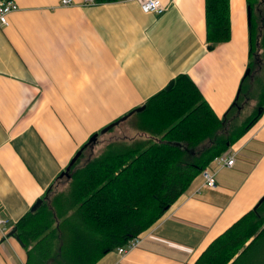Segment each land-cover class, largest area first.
<instances>
[{"label":"crops","instance_id":"obj_1","mask_svg":"<svg viewBox=\"0 0 264 264\" xmlns=\"http://www.w3.org/2000/svg\"><path fill=\"white\" fill-rule=\"evenodd\" d=\"M15 1L8 24H0V216L10 229L92 133L179 73L219 117L238 95L248 64L246 0H229L231 37L211 48L205 0H161L160 13L144 12L138 0ZM224 152L235 154L233 165L214 158L206 165L213 187L197 173L136 246L110 249L93 264H195L264 195V108ZM26 255L16 234L0 228V264H26Z\"/></svg>","mask_w":264,"mask_h":264},{"label":"trees","instance_id":"obj_2","mask_svg":"<svg viewBox=\"0 0 264 264\" xmlns=\"http://www.w3.org/2000/svg\"><path fill=\"white\" fill-rule=\"evenodd\" d=\"M246 3L249 71L224 115L186 73L175 76L134 112V134L113 139L85 162L82 150L69 174L59 173L39 204L17 220L26 264H93L151 225L255 121L264 108V0ZM205 20L209 48L228 40L229 0H205ZM255 78L254 88L245 82ZM61 180L67 185L55 187ZM195 264H264V197L215 236Z\"/></svg>","mask_w":264,"mask_h":264},{"label":"built area","instance_id":"obj_3","mask_svg":"<svg viewBox=\"0 0 264 264\" xmlns=\"http://www.w3.org/2000/svg\"><path fill=\"white\" fill-rule=\"evenodd\" d=\"M82 3H96V0H81ZM139 5L141 9L144 12H157L160 13L165 10L166 6L163 4L161 0H138ZM60 3L63 5H70L73 3H76L74 0H60ZM17 8V3L15 0H0V24L7 25L8 15L11 13L14 9ZM214 160H216L218 163L222 165H233L235 161V154L234 153H221L218 156L214 157ZM201 173L204 176L205 179V185L213 187L215 185V178L214 174L209 171L208 167L205 166ZM7 219L0 216V228L3 235L6 233L7 227ZM139 242V235H136L132 238H130L125 244L119 245L116 247L117 251L120 254H124L127 252L130 248L136 246Z\"/></svg>","mask_w":264,"mask_h":264},{"label":"rangeland","instance_id":"obj_4","mask_svg":"<svg viewBox=\"0 0 264 264\" xmlns=\"http://www.w3.org/2000/svg\"><path fill=\"white\" fill-rule=\"evenodd\" d=\"M254 81H255V84L257 86L256 78L254 79ZM247 110H248V107H247V109L245 111L247 112ZM136 117H137L136 114L133 112L126 119L120 121L118 124H115L113 127L109 128L107 131H105V133H103V135H104L103 139L107 140V141H112L113 139L118 138L119 136H122V133L131 134L133 132V130H135ZM100 138L101 137H97V139L92 144H90V145L85 147L84 154L81 156L80 162H85L87 159L93 157L96 154H99L104 149L105 141L101 142ZM95 143H96V146L94 147ZM67 183L68 182L66 180H64V181L61 180L60 182L55 184V187L56 186H58L60 188L61 187H65L67 185ZM6 227H7V230H6V233L3 236L10 234L9 233L10 230H11L10 226H8L6 224ZM14 234L15 233H13V235Z\"/></svg>","mask_w":264,"mask_h":264},{"label":"water","instance_id":"obj_5","mask_svg":"<svg viewBox=\"0 0 264 264\" xmlns=\"http://www.w3.org/2000/svg\"><path fill=\"white\" fill-rule=\"evenodd\" d=\"M248 11H249V8H248V6H247V15H249V14H248ZM248 71H249V69L247 68L245 73H247ZM172 85H173V81H170V82L168 83V85L166 86V88H170ZM144 106H145V105H144V103H143V104H141V105H138V106H136V107L130 109L127 113L121 115V116L118 117L117 119H115V120L109 122L107 125L103 126L98 132H94V133H92V134L90 135V137L88 138V140H87V141H86V142H85V143H84V144H83V145H82V146L76 151V153H75V154L73 155V157L70 159V161H69L68 165L65 167V169L62 170V171L60 172V175L62 176V175H64V174H65V175H68V174H69V168H70V165L74 162V160L77 158V156L81 153V151L83 150V148H84L85 146L88 145V143H90V142H94V141L96 140L98 134L107 131L110 127H112V126H114L115 124H118L120 121L126 119V118H127L130 114H132L133 112H136V111H140V110H142V109L144 108ZM263 197H264V195H263L261 198H263ZM40 201H41V198H38V199L34 202V204L31 206V209H34V208L39 204ZM9 233H10V234L15 233V228L11 229ZM17 237H18V236H17ZM18 238H19V237H18Z\"/></svg>","mask_w":264,"mask_h":264}]
</instances>
